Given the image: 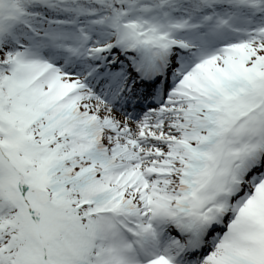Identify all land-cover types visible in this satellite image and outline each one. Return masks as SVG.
I'll return each instance as SVG.
<instances>
[{
	"label": "snow or ice",
	"instance_id": "snow-or-ice-1",
	"mask_svg": "<svg viewBox=\"0 0 264 264\" xmlns=\"http://www.w3.org/2000/svg\"><path fill=\"white\" fill-rule=\"evenodd\" d=\"M0 264H264V0H0Z\"/></svg>",
	"mask_w": 264,
	"mask_h": 264
}]
</instances>
